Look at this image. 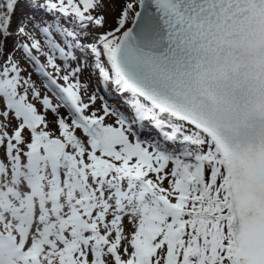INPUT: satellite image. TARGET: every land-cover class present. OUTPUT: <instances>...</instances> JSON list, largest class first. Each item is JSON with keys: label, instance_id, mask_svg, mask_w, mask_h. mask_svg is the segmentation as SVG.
<instances>
[{"label": "snow or ice", "instance_id": "6c2138e0", "mask_svg": "<svg viewBox=\"0 0 264 264\" xmlns=\"http://www.w3.org/2000/svg\"><path fill=\"white\" fill-rule=\"evenodd\" d=\"M0 264H264V0H0Z\"/></svg>", "mask_w": 264, "mask_h": 264}]
</instances>
